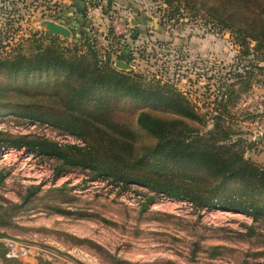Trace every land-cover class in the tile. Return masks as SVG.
I'll list each match as a JSON object with an SVG mask.
<instances>
[{
	"label": "rangeland",
	"instance_id": "rangeland-1",
	"mask_svg": "<svg viewBox=\"0 0 264 264\" xmlns=\"http://www.w3.org/2000/svg\"><path fill=\"white\" fill-rule=\"evenodd\" d=\"M167 1L0 0V60L34 53L38 45H48V38L75 52L74 38L85 30L103 63L173 86L202 116V122L185 120L164 106L112 93L77 99L82 83L65 73H16L0 67V119L7 130L2 132L25 148L30 157L27 167L40 170L44 165L70 175L54 187L0 170V191L23 201L21 215L16 210L0 215V227L28 234L33 228L18 225L16 218L29 223L38 213L63 215L70 226L80 229L79 234L70 232L68 240L98 251L102 260L113 264H264V192L159 154L158 140L138 125V117L147 114L165 123L183 120L207 133L213 118L224 110L218 105L224 98L233 141L264 166V48L258 49L249 38L244 48L242 36L208 10L216 6L246 13L242 2ZM116 16L130 26L125 37L113 34L110 22ZM50 21L68 28L72 36L51 34L43 25ZM262 21L254 20L253 28ZM87 43L85 36L79 53L87 51ZM119 61L130 68L120 69ZM230 87L235 93L227 98L224 93ZM85 120L102 130L87 137L84 151L59 146L40 129L55 123L80 127ZM13 126H24L25 131ZM34 143H54L67 151L69 162L50 155L48 147L28 146ZM75 161L91 167L74 165ZM252 206L262 209L261 215L242 211ZM11 240L40 244L28 236L0 232L5 252ZM40 246L44 252L29 258L47 264H84L70 253Z\"/></svg>",
	"mask_w": 264,
	"mask_h": 264
},
{
	"label": "trees",
	"instance_id": "trees-1",
	"mask_svg": "<svg viewBox=\"0 0 264 264\" xmlns=\"http://www.w3.org/2000/svg\"><path fill=\"white\" fill-rule=\"evenodd\" d=\"M180 1L168 0L167 2L172 4ZM230 2L237 5L242 2L243 7L247 10L246 13L229 8L222 10L216 6L209 7L208 10L210 13H214V18L219 20L220 24L228 29L234 28L242 36L241 44L244 48L247 47L246 41L248 38L257 43L258 49L264 48V23L258 28H253L252 23L254 20H263L262 22H264V0H230ZM180 4L176 8L177 12ZM250 20L253 21L251 22ZM236 22L243 23V25H239ZM67 25L69 26V24ZM251 28L253 29L251 30ZM85 36L88 41L87 51L79 53L78 51L83 46V38ZM47 40L49 42L48 45H38L33 50L35 51L34 53L0 60V67L16 73L44 70L59 71L82 83L83 90L78 93L77 99L85 98V96L94 98L101 93H112L139 102L161 105L170 109L182 119L202 122V116L197 111V108L183 93L173 86L162 84L158 81H148L141 75L130 74L113 68L109 62L103 63L93 39L89 38L88 31L84 30L81 32L80 37L74 38L76 44L75 52L68 51L66 48L61 49L58 39L48 38ZM235 85H231V87ZM231 87L224 93L227 98L235 93L234 90H231ZM226 101L224 98L219 101L218 105L224 110H221L222 114L219 113L218 116L213 118V128L207 133L190 128L184 124L183 120L165 123L147 114H141L138 117V125L158 140L155 150L159 154L200 167L225 181L246 184L252 187V191L262 193L264 192V166L248 157L239 141H233L232 137L235 136V132L224 117V111L227 108L226 103H224ZM52 126L64 133L81 138L86 143V148L89 145L87 137L89 138L93 131L102 130L100 127L96 128L88 120L81 123L80 127L70 124L60 126L56 123L52 124ZM6 135L0 131V136L4 137L0 140V149L3 146L15 148L22 146V144L8 140L11 137ZM28 146H37L41 149L48 147L47 152L50 155H55L57 158L61 157L69 162L66 155H64L67 151L59 150L54 143H34L28 144ZM85 147H82L83 151L86 149ZM56 150L59 152L58 154L54 153ZM74 165L84 168L91 167L90 164L87 165L83 161H75ZM56 172L57 175L66 174L59 169ZM196 206L200 208L206 207L198 204ZM260 210L262 209L252 206L242 211L252 215H261L259 213ZM162 264L174 263L166 262Z\"/></svg>",
	"mask_w": 264,
	"mask_h": 264
},
{
	"label": "crops",
	"instance_id": "crops-1",
	"mask_svg": "<svg viewBox=\"0 0 264 264\" xmlns=\"http://www.w3.org/2000/svg\"><path fill=\"white\" fill-rule=\"evenodd\" d=\"M252 159L258 163H262V161L256 158ZM0 193H2V195L0 194V215H9L10 212H14L15 210L17 212L16 215H21L19 205H21L23 201L11 193H5L1 191ZM16 219V223L18 225H22L23 223V225H30L33 229H31L28 234H22L20 230L12 232L0 227V232H5L7 235L15 237L28 236L32 241L40 243L36 244L35 246L44 244L52 252L63 254L70 253L72 256H75L77 259L84 262V264H113L102 260L98 251L87 246L74 244L68 240L66 236L69 235L70 232L79 234L80 229H74V226H70L68 224V219L63 215H45L43 213H38L36 215H32L31 221L29 223H26V221L21 222L19 217ZM80 235L81 237L84 236V234ZM0 264H47V262L38 260L36 258H26L20 260L8 259L5 255L4 247L0 241Z\"/></svg>",
	"mask_w": 264,
	"mask_h": 264
},
{
	"label": "built area",
	"instance_id": "built-area-1",
	"mask_svg": "<svg viewBox=\"0 0 264 264\" xmlns=\"http://www.w3.org/2000/svg\"><path fill=\"white\" fill-rule=\"evenodd\" d=\"M111 28L114 35L119 37H125L130 32V26L125 24V20L120 16H116L112 19ZM1 118V117H0ZM4 118V117H3ZM3 122V123H1ZM38 125H32L31 129H34ZM5 122L0 119V131H7L4 129ZM30 129V125H27ZM12 129L18 131H25L24 126H13ZM40 129L46 133V136L53 142L59 144V146H78L85 147L86 143L81 139L69 133H64L55 129L47 124L41 125ZM30 157L25 152V148H15L10 146H3L0 149V170L10 171L13 175H19L26 179L37 181L38 184L48 182L51 186H59L60 180L67 182L70 179V175L56 177L54 169H45L40 166V170H37V166L27 167V163ZM94 184V183H93ZM41 246L28 245L19 241H8L6 243V257L8 259L20 260L29 257H39L44 250Z\"/></svg>",
	"mask_w": 264,
	"mask_h": 264
},
{
	"label": "water",
	"instance_id": "water-1",
	"mask_svg": "<svg viewBox=\"0 0 264 264\" xmlns=\"http://www.w3.org/2000/svg\"><path fill=\"white\" fill-rule=\"evenodd\" d=\"M44 26H46V28L49 30V32L53 35H60V36H63L64 38H70L72 36V32L60 25V24H57L55 22H44L43 23ZM117 67H119L120 69H129L130 66L124 62H117L116 63Z\"/></svg>",
	"mask_w": 264,
	"mask_h": 264
}]
</instances>
